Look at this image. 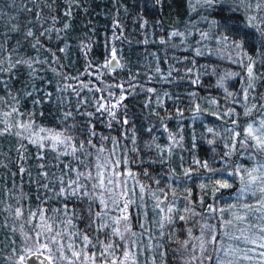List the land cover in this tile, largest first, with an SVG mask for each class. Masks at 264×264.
Wrapping results in <instances>:
<instances>
[{"label":"trees","instance_id":"obj_1","mask_svg":"<svg viewBox=\"0 0 264 264\" xmlns=\"http://www.w3.org/2000/svg\"><path fill=\"white\" fill-rule=\"evenodd\" d=\"M248 3L0 0V130L11 125L10 133L0 135V264H19L16 257L25 253L24 237L33 232L30 213L39 217L41 208L48 223L66 228L76 240L87 233L90 245L99 248L104 232L88 227L89 204L99 213L96 202L56 193L62 187L59 178L67 187L76 175L73 169L92 171L91 155L100 146L122 151L150 195L164 184H180L182 167L194 164L197 169L206 163L210 171L220 170L218 175L228 171L232 186L218 192L214 188L220 176L200 174L199 180L207 178L196 181L206 185L203 208L224 210L214 212L212 224L225 248L252 247L227 239L240 235L237 229L242 225L223 224L257 199L240 194L247 172H264V152L252 148L251 141L241 147L247 125L258 126L264 119V8L257 10L256 0H251V7ZM225 16L232 17L240 34L248 33L242 48L225 40L229 33L220 28ZM28 31L33 35L27 36ZM113 52L120 62L116 71L106 67ZM246 93L249 96L238 106L240 95ZM100 103L110 111H97ZM18 123H31L32 128H18ZM39 129L66 130L72 137L70 146L41 150L31 142L36 136L30 135ZM93 131L95 136L90 135ZM169 142H175L176 149H167ZM74 148L79 149L75 154ZM80 182L91 189L83 177ZM188 183L193 190L194 181ZM174 191L180 197L185 190ZM17 208L23 216H16ZM178 215L171 216L168 231L176 248L169 250L166 239L161 240L164 264H170L169 252L183 243L179 238L186 230L176 223ZM100 223L98 219L97 226ZM131 223L138 230L135 219Z\"/></svg>","mask_w":264,"mask_h":264},{"label":"snow or ice","instance_id":"obj_2","mask_svg":"<svg viewBox=\"0 0 264 264\" xmlns=\"http://www.w3.org/2000/svg\"><path fill=\"white\" fill-rule=\"evenodd\" d=\"M212 0H209L211 3ZM248 6L251 7V0H249ZM256 9L260 10L264 8V0H256ZM251 19H255L252 17ZM232 17L225 16L222 18V23L220 24L221 31H227L229 35L225 36V40H231V43L237 47L242 48L243 44L248 36L247 32L240 34V30L236 29L234 25L231 23ZM15 27H13V31H15ZM235 31L237 35L235 37L231 36V33ZM33 33L31 31L27 32V36H32ZM115 53L113 52V58ZM3 61H0L2 64ZM17 64L20 63H28L27 61H17ZM16 65H12L15 67ZM31 65L29 64V67ZM0 71H3L0 68ZM249 74H252V69L249 67L248 69ZM122 87V86H121ZM30 94V93H29ZM123 96L117 101V104H113L111 107L116 108L117 105L123 100ZM38 103V101H37ZM110 111L103 103H100L97 111ZM13 112H16L18 115L19 110L13 109ZM250 114V113H246ZM7 115H11V113H6ZM114 115V113H113ZM127 122V121H125ZM18 128L22 129H31L32 124H20L16 125ZM209 131H212L209 129ZM11 132V125L5 127L4 129L0 130V135L5 133ZM40 133H44L40 135ZM245 137L244 140L241 142V147L249 146L248 141H251V147L255 148L259 152H264V119L258 122V126L254 125L253 123H249L245 129ZM21 133L17 132L16 135H20ZM30 135H35L36 139H33L31 142L36 145L38 148L43 150L46 146L49 147L53 151H57L64 145H69L72 140L70 135L66 134V130L64 132H56L52 129H39L37 132H31ZM91 136H95L96 133L90 132ZM235 137H239L240 133H234ZM91 144V140H89ZM83 145H81V148ZM93 147H95L93 145ZM235 148V145H233ZM79 149H73V154ZM101 152L104 149H100ZM67 154V153H61ZM43 159V156H40ZM100 157L97 156L95 158V163L93 167L96 169L95 175H93L92 171L80 172L77 169H73L76 172V178L71 180L67 187H63V178L60 179V183L62 185L61 190L56 193L58 196H66L70 194L72 196H83L86 197L89 201H99V204L103 206L105 212L108 210V201L104 199V193H109L108 199L112 201L115 207L119 208L121 211V216L118 218L113 219V224L116 227L112 228L111 231L114 235H116L121 241L126 239V234H130L131 236H135V232L132 231L130 227V213L128 212V207L130 203H134V201H126L121 204V199L127 195L126 191H120L118 193L119 199L117 198V194L115 189L121 187V183H123L124 187L127 186V180L121 182L119 177H126V176H134L130 170L125 172H120L119 165L120 161H114L115 167H113V162L109 161L107 163H100ZM197 163H200L197 161ZM43 167V165H41ZM203 167L207 168V164L204 163ZM264 167V166H262ZM23 171V169L21 170ZM105 171H110L112 173L111 176H106ZM254 173H258L255 174ZM45 177L47 173H42ZM187 175V173H185ZM231 175V174H229ZM116 177L115 179L113 178ZM248 181L245 183L244 187L240 189L241 196H244L246 193H250L252 196L257 197L255 203H248L244 204V213L242 215H234L232 219H225L223 224L226 228H231L234 225V222H238L242 227L238 228L237 231L240 232V235H232L228 236V240L234 241H242L245 245H251L252 247L241 249L239 244L235 247L229 246L227 248L224 247V242L217 240V234L213 230L214 226L212 225H204V229L207 230L208 238L207 240L204 239V231L202 230L201 237H197L196 239L199 240L198 245H193L191 249V261H199V264H205V262H213V264H240L241 261H249L255 262V264H264V172L261 171V168H254L252 171L247 172ZM81 177H83L86 181H95V183L91 184L92 192L88 191V184L80 183ZM243 180V177H241ZM107 180V184L105 181ZM217 190L220 188H229L230 185L227 181H216ZM75 185V187H73ZM47 187V185H44ZM141 191H143V186L141 185ZM96 190H99V196L96 195ZM235 207V206H233ZM156 208H159L161 212L164 211L163 208H160V204H156ZM56 211H60L57 209ZM88 211L90 214V220L88 227L96 228V230L103 231L105 228H108L109 225L107 223H100L97 226L96 221L103 220L104 213H96L93 208L91 207V203L89 204ZM168 212H172L173 208L169 207L167 209ZM209 211L216 212V211H224L223 209H216L209 207ZM64 213L67 214V205H64ZM16 216L21 217L23 216V211L20 208L16 209ZM31 222L32 219L37 218V214L35 212L30 213ZM169 222H171V218H168ZM180 219H184L183 216ZM39 220L40 223L37 225L38 231L35 232V245L32 247H27L25 250V255H21L19 257V264H35V261H39V264H57V260L65 261L67 260L69 264H77V261L81 260V257H84L85 262H91V264H96V254L92 253L91 255L86 254L83 250H78L74 243H68L67 248L71 251V256L75 259H70V257L64 254V244L61 242V232L55 226V222L48 223V217L46 210L40 209L39 210ZM143 227V225H141ZM163 227V224H161ZM123 229V230H122ZM47 234V238L49 242L41 243V237ZM75 235H81L80 233H76ZM27 239H32L31 237H27ZM82 241L84 247L86 248L89 244L92 243L87 233L82 235ZM52 245L57 246V251L61 252L60 256L53 255ZM215 245L212 247L211 251H209V246ZM114 247L113 244L109 243L104 246V251L100 253L101 257H105L106 255H113L110 253L109 250ZM116 247H119L116 245ZM185 250L187 251V242L184 245ZM199 252V255H197ZM163 254V253H162ZM134 254L129 250L123 252V260H120V264H124L125 261L133 258ZM230 256L235 257V261ZM119 258L113 259L111 264H117V260ZM101 264H108V261L102 260ZM155 264V261H153ZM185 264H190V262L186 261Z\"/></svg>","mask_w":264,"mask_h":264},{"label":"rangeland","instance_id":"obj_3","mask_svg":"<svg viewBox=\"0 0 264 264\" xmlns=\"http://www.w3.org/2000/svg\"><path fill=\"white\" fill-rule=\"evenodd\" d=\"M181 38V37H179ZM113 58V55L108 58L106 62V67H108L110 60ZM116 63L118 65V68L120 67V62L115 58ZM120 89V88H118ZM230 96V94H229ZM249 96L247 93L244 95H240V101L237 102V105L240 106V102L242 100H245ZM230 101V99H229ZM233 136V134H232ZM176 143L175 142H169L167 149H176ZM66 145L62 146L61 148H64ZM66 149V148H65ZM100 149H104L103 152L100 151ZM66 153V152H65ZM66 155V154H63ZM93 157L92 163L94 165L95 158L97 156L100 157V163H107L109 161L113 162V167H115L114 161L119 160V171L125 172L130 170L132 173H134V176H126V177H119L121 182L124 180H127V186L124 187L123 183H121L120 188H116V194L117 198L119 199L118 193L120 191H126L127 195L124 196L121 199V204H123L126 201H134V203H130L128 207V212L130 215V227L133 232H135V236H131L130 234H126V239L121 241L116 235H114L111 231L112 228L116 227L115 224H113V219L118 218L121 216V211L119 208L115 207V205L112 203L111 200L108 199L109 193H104V199L108 201V210L105 212L103 209V206L99 204V201L96 200V205L98 208L99 213H104L103 215V223H107L109 225L108 228H105L103 230L106 239L105 242L102 240V243L99 245V248L96 249L92 247L90 244L85 248L82 239L76 240L74 237V233H69L66 228L60 227L58 229L61 232V242L64 244V254L68 255L70 259H75L71 256V251L67 248L68 243H74L76 248L78 250H83L88 255H91L92 253L96 254V264H101L102 260L108 261V264H111V261L113 259L119 258L117 260V264H120V260H123V252L125 251H131L134 256L133 258H130L129 260L125 261L124 264H153V261H155V264H164L165 260V253L163 251V247L161 246V240L164 238L166 239L167 246L170 249L176 248V245H173L171 242L170 233L168 232L169 229H171V222H169L168 218H171V216L175 214H179L177 217L178 220L176 223H179L181 227L185 228V234L183 233L182 239L183 243H180L178 248L176 250H173V252H169V259L170 264H185L186 261L190 262V264H199V261H191V249L193 245H198L199 240H197V237H201L202 230L204 231V239L207 240L208 233L207 230L204 229V225H212V218L214 216V212L204 210L203 208V201L201 196L204 194V190L206 185L201 183H196L197 180H199V176H213V174H217V176H220V181H227L230 185V181L228 179V171H223L221 175H218L215 171H210V169L207 167L200 166V168L193 169L194 164L192 165V168H186L182 167L179 170L180 175V184L173 186H170L168 184H164L161 190L157 192H152L153 194L150 195L147 190L148 188L141 183L139 175L134 172V170H131L127 161V157L123 155L122 151L117 149L115 146H100L98 147L94 154L91 155ZM191 159H194L190 157ZM192 162H190L191 164ZM93 175L96 173V169L92 168ZM187 173V175H185ZM74 174V173H73ZM106 176H111L112 173L110 171H105ZM76 178V175L74 174V178ZM115 179L116 177L113 176ZM72 179V180H73ZM206 177L201 176V181L206 180ZM199 180V181H200ZM216 180V181H217ZM81 181V180H80ZM194 181V189L189 190L188 182ZM209 181H212L209 179ZM90 184L95 183V181H89ZM208 182V180H207ZM82 183V182H80ZM107 184V180L105 181ZM216 184V182H215ZM143 186V191H141V187ZM75 187V185H73ZM173 187V188H172ZM184 187V195L180 196L175 193V190H178L179 188ZM217 184L215 185V191L219 190H226L228 188H220L217 190ZM169 188V190H167ZM168 192H167V191ZM89 192H92V189H88ZM96 195L99 196V190H96ZM171 198L172 200H169ZM160 204V208H163L164 211L161 212L159 208H156V204ZM169 207L173 208L172 212H168L167 209ZM177 207L179 209V213L177 211ZM138 214V215H137ZM136 215L139 217H136ZM183 216L184 219H180V217ZM51 217V216H50ZM133 217V218H132ZM132 218V219H131ZM31 219V217H30ZM29 219V220H30ZM136 221L137 223V229L134 231L132 227V221ZM30 223V222H29ZM31 223H33V232L28 233L27 236H31L32 239H27V236L24 237V250H26L27 247H32L35 245V232L39 229L37 228V225L40 223L39 217L37 219H32ZM161 224H163V227H161ZM143 225V227H141ZM134 226V225H133ZM123 230V229H122ZM215 231V229H213ZM41 243L49 242L47 238V234L41 237ZM179 242V241H178ZM187 242V251L185 250V243ZM113 244L114 247L109 250L110 253H113V255H106L105 257H101L100 253L104 251V246L106 244ZM118 245L119 247H116ZM212 247L214 245L209 246V251H211ZM53 249V255L60 256L61 252L57 251V246L52 245ZM25 252V251H23ZM163 253V254H162ZM22 255H25L23 253ZM197 255H199V252H197ZM21 255H18L16 257L17 262L19 263V257ZM234 258V257H233ZM207 262V261H206ZM205 262V264H206ZM57 264H69L67 260L61 261L57 260ZM77 264H91V262H85L84 257H81L80 261H77Z\"/></svg>","mask_w":264,"mask_h":264},{"label":"water","instance_id":"obj_4","mask_svg":"<svg viewBox=\"0 0 264 264\" xmlns=\"http://www.w3.org/2000/svg\"><path fill=\"white\" fill-rule=\"evenodd\" d=\"M108 68L111 71H116L118 69V65L116 63V60L114 58H112L109 62ZM29 264H32V262H29ZM35 264H39V261H35Z\"/></svg>","mask_w":264,"mask_h":264}]
</instances>
